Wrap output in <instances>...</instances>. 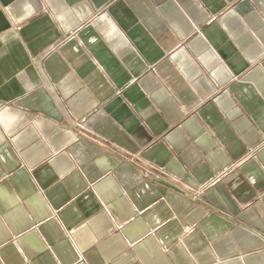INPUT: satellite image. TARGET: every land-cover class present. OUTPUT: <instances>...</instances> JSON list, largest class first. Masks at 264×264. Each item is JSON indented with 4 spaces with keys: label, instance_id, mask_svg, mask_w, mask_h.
Wrapping results in <instances>:
<instances>
[{
    "label": "crops",
    "instance_id": "crops-1",
    "mask_svg": "<svg viewBox=\"0 0 264 264\" xmlns=\"http://www.w3.org/2000/svg\"><path fill=\"white\" fill-rule=\"evenodd\" d=\"M0 264H264V0H0Z\"/></svg>",
    "mask_w": 264,
    "mask_h": 264
}]
</instances>
